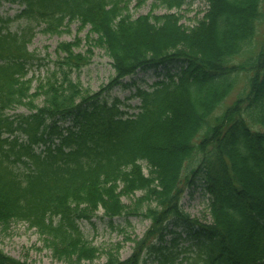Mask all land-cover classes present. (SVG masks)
<instances>
[{"label": "trees", "instance_id": "16d2710c", "mask_svg": "<svg viewBox=\"0 0 264 264\" xmlns=\"http://www.w3.org/2000/svg\"><path fill=\"white\" fill-rule=\"evenodd\" d=\"M4 1L23 9L0 17V227L24 222L66 264H90L102 251L80 223L92 222L102 208L100 218L119 232L116 217L127 226L133 216L151 220L129 258L121 259L117 245L104 251L105 264H183L178 237L169 246L152 241H165L170 222L197 226L188 230L198 242L197 264H264V0H204L206 12L192 27L176 12L136 17L134 0H0V6ZM159 1L180 10L194 0ZM19 21L25 24L12 30ZM73 21L90 27L88 41L113 60L107 88H131L121 80L140 68L172 61L182 67L148 89L136 87L132 97L140 105L129 113L120 99L103 100L79 76L73 80L92 53L76 52L78 40L66 42L55 69L30 95L29 76L41 62L29 50L37 27L58 33ZM35 96L43 97L41 107L27 101ZM22 105L30 113L10 114ZM67 118L68 125L61 122ZM196 178L211 196L209 225L181 209ZM121 185L140 192L131 205L121 201ZM0 264L24 263L0 249Z\"/></svg>", "mask_w": 264, "mask_h": 264}, {"label": "rangeland", "instance_id": "374dc122", "mask_svg": "<svg viewBox=\"0 0 264 264\" xmlns=\"http://www.w3.org/2000/svg\"><path fill=\"white\" fill-rule=\"evenodd\" d=\"M206 2L204 0H194L192 3L184 6L180 10H169L163 6L159 0H146L139 4V0H134L131 5V13L136 17L148 13L155 15H162L167 12H176L181 15L180 23L185 27L194 26L198 20H201L206 12ZM20 9L17 4H12L9 1L3 2L0 6V17H14ZM23 22V21H22ZM21 21L14 22L11 26L12 30L18 28L17 25H21ZM25 24V22H23ZM80 22L73 21L71 23H65L58 33H45L43 26L37 27L36 34L29 44V50L41 60L40 66L35 65L33 69V77L28 84L31 86L30 95L35 90V85L40 79H43L46 74L48 76L55 69V62L60 59L63 54L58 53V47L61 43L79 41V47L75 48L76 52L86 53L88 50L91 51V62L82 70L80 73H73L72 78L76 80L79 76V80L84 88H89L92 92H102L100 97L103 100L112 102L113 99H120L122 101V108L129 110L130 113L137 112L134 107L138 106L140 102L138 99H128L133 93L135 88L138 86L148 87L155 81L162 79L167 76L168 73L173 74L180 71L182 64L171 62L157 68H149L140 70L135 74L125 78L124 82L131 85L130 89L123 88L121 86H114L111 89L107 88L110 80L115 76L113 68V60L106 54L105 50L95 46L92 41H88L87 35L89 34L90 27L81 28ZM262 31L264 29L262 28ZM92 37H96L93 35ZM28 78V79H30ZM239 90L232 92L227 100V104L232 103L238 94ZM33 100L34 104L41 107L43 104V97L35 96ZM127 104L131 105V108H127ZM125 105V106H124ZM28 114L30 110L26 106H17L16 109L11 110L10 114ZM145 165V163H144ZM144 173H147V168H144ZM125 190L121 201L125 205H131L135 201V197L140 195V192L135 190L124 189V185H121L120 189ZM119 189V190H120ZM203 189V183L196 179L195 183L185 189V192L181 199V209L190 219L199 223L209 225L212 223L211 208L208 207L209 193ZM98 217L92 219V222L81 221V229L86 234L91 245L95 249L102 251L98 258L93 260L90 264H105L106 255L104 251L106 249H112L115 246H120V256L122 260H125L131 256L134 251L135 241L143 239L146 235L147 230L151 226V220L143 218L141 216H133L129 218L131 225L125 224L124 218H115V226H121L120 229H124L119 232L118 230H111L109 226L108 218H100L104 209L99 208L97 211ZM169 229L176 231V234L169 233L166 236L164 245H170L173 237L181 238L179 240L177 249L188 248L187 251H182L177 256V262L183 264H197L196 260V240L186 239V230L184 226L169 224ZM118 229V228H117ZM45 235L40 233L38 230L29 227L26 223L17 221L12 222L6 227H0V249L9 257L16 261L24 264H66L63 260L57 258L53 252L45 245ZM159 246L160 243L156 242ZM176 250V249H175ZM188 260H184V258ZM154 258V257H152ZM82 264H89L87 262ZM148 264H159L157 260L149 261Z\"/></svg>", "mask_w": 264, "mask_h": 264}]
</instances>
